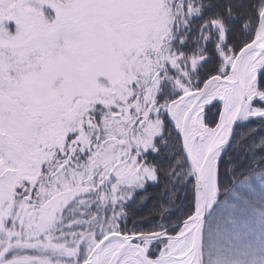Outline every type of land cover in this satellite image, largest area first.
Instances as JSON below:
<instances>
[{
	"label": "snow or ice",
	"instance_id": "6c2138e0",
	"mask_svg": "<svg viewBox=\"0 0 264 264\" xmlns=\"http://www.w3.org/2000/svg\"><path fill=\"white\" fill-rule=\"evenodd\" d=\"M0 264H264V0H0Z\"/></svg>",
	"mask_w": 264,
	"mask_h": 264
}]
</instances>
